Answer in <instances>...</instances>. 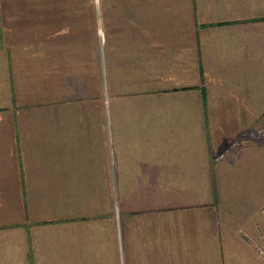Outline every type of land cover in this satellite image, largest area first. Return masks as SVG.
<instances>
[{
	"label": "crops",
	"instance_id": "obj_1",
	"mask_svg": "<svg viewBox=\"0 0 264 264\" xmlns=\"http://www.w3.org/2000/svg\"><path fill=\"white\" fill-rule=\"evenodd\" d=\"M261 126L264 0H0V264H264Z\"/></svg>",
	"mask_w": 264,
	"mask_h": 264
},
{
	"label": "rangeland",
	"instance_id": "obj_2",
	"mask_svg": "<svg viewBox=\"0 0 264 264\" xmlns=\"http://www.w3.org/2000/svg\"><path fill=\"white\" fill-rule=\"evenodd\" d=\"M262 127V126H261ZM259 129V127H258ZM257 133L259 135H263L264 134V128L262 127L261 130H258ZM264 205L260 208V211H259V214L261 215V219H262V225L260 226L259 230L261 231V234L259 236L260 237V242H259V239L257 238L256 240L259 242L258 245H262L264 247ZM263 249V252H264V248Z\"/></svg>",
	"mask_w": 264,
	"mask_h": 264
},
{
	"label": "built area",
	"instance_id": "obj_3",
	"mask_svg": "<svg viewBox=\"0 0 264 264\" xmlns=\"http://www.w3.org/2000/svg\"><path fill=\"white\" fill-rule=\"evenodd\" d=\"M264 208V207H263Z\"/></svg>",
	"mask_w": 264,
	"mask_h": 264
}]
</instances>
